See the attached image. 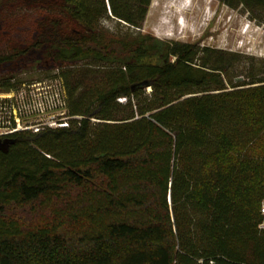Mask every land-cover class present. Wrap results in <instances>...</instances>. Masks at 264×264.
<instances>
[{"label":"trees","instance_id":"obj_1","mask_svg":"<svg viewBox=\"0 0 264 264\" xmlns=\"http://www.w3.org/2000/svg\"><path fill=\"white\" fill-rule=\"evenodd\" d=\"M219 1L264 23V0ZM2 3L40 20L0 64L32 50L65 67L81 118L13 133L0 151V264H264V76L227 75L208 47L101 26L141 28L151 0ZM86 61L98 67H72Z\"/></svg>","mask_w":264,"mask_h":264},{"label":"rangeland","instance_id":"obj_2","mask_svg":"<svg viewBox=\"0 0 264 264\" xmlns=\"http://www.w3.org/2000/svg\"><path fill=\"white\" fill-rule=\"evenodd\" d=\"M184 2L187 7L176 14L175 8L183 4L182 0H151L139 29L127 31L123 23L114 19H102L101 26L108 33L119 37L134 31L162 41L208 47L220 52L226 61H230L232 66L227 69V75L238 73L240 76L237 78L245 74L264 76V23L255 22L241 8H230L219 0ZM39 20L40 16L25 4L2 3L0 52H13L15 47L31 44ZM164 20L169 23L162 25ZM179 21L185 25L184 29L178 25ZM44 60L36 51L28 50L11 64H0V117L7 116L8 113L17 117L18 132L34 133L36 129L44 127V123L50 118L57 119L62 114L64 117L70 116L66 85L58 76L65 67L47 66ZM80 65L98 67V64L89 61L78 62L72 67L78 70ZM8 80L10 83H20L10 90L2 89V84ZM72 80L73 78L69 79L71 83ZM84 89L82 85L78 87L76 96H80ZM144 91L148 94L150 88L147 87ZM119 101L123 102L124 99ZM91 121L96 119L91 118ZM15 124L14 121L16 127ZM26 127L28 128L24 129ZM5 131L6 129L0 128V132Z\"/></svg>","mask_w":264,"mask_h":264},{"label":"built area","instance_id":"obj_3","mask_svg":"<svg viewBox=\"0 0 264 264\" xmlns=\"http://www.w3.org/2000/svg\"><path fill=\"white\" fill-rule=\"evenodd\" d=\"M13 113H14V111H13ZM63 115L64 114L60 115L59 116L60 118H57V119H54V118L48 119L44 123V127L36 129V132L39 130H42L43 128L68 127L69 126V119L73 118V120L79 121L81 118L80 116H76V115L71 116V117L69 116L70 118L67 116L64 117ZM14 121L16 123L15 124L16 127L14 126ZM0 128L6 129L5 132H0V137L18 132L19 131L18 118L15 116H12L10 113H8L7 116L0 117ZM27 128L28 127L24 128V129H27ZM260 212L262 214H264V201H262V203H261Z\"/></svg>","mask_w":264,"mask_h":264},{"label":"bare ground","instance_id":"obj_4","mask_svg":"<svg viewBox=\"0 0 264 264\" xmlns=\"http://www.w3.org/2000/svg\"><path fill=\"white\" fill-rule=\"evenodd\" d=\"M183 1V4L182 5H179L178 7L175 8V13L178 14V12H181L182 10H184L186 7H187V3ZM173 8V7H172ZM178 17V16H177ZM169 22L168 20H164L162 21V25H167ZM178 25L184 29L185 28V25L182 23V21H179Z\"/></svg>","mask_w":264,"mask_h":264},{"label":"water","instance_id":"obj_5","mask_svg":"<svg viewBox=\"0 0 264 264\" xmlns=\"http://www.w3.org/2000/svg\"><path fill=\"white\" fill-rule=\"evenodd\" d=\"M13 143L12 139L0 141V151L6 153L8 151L9 145Z\"/></svg>","mask_w":264,"mask_h":264},{"label":"flooded vegetation","instance_id":"obj_6","mask_svg":"<svg viewBox=\"0 0 264 264\" xmlns=\"http://www.w3.org/2000/svg\"><path fill=\"white\" fill-rule=\"evenodd\" d=\"M8 139H12L13 140V142H14V139H13V137L11 136V134H9V135H6V136H1L0 137V141H4V140H8ZM13 144V143H12ZM11 145V144H10ZM9 145V146H10Z\"/></svg>","mask_w":264,"mask_h":264}]
</instances>
